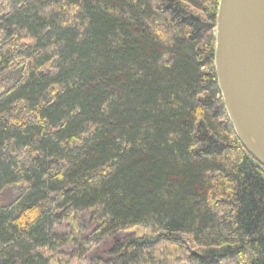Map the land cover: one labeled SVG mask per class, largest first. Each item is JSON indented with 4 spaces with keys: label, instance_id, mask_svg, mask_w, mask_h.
I'll return each instance as SVG.
<instances>
[{
    "label": "trees",
    "instance_id": "obj_1",
    "mask_svg": "<svg viewBox=\"0 0 264 264\" xmlns=\"http://www.w3.org/2000/svg\"><path fill=\"white\" fill-rule=\"evenodd\" d=\"M218 3L0 0V264H264Z\"/></svg>",
    "mask_w": 264,
    "mask_h": 264
},
{
    "label": "water",
    "instance_id": "obj_2",
    "mask_svg": "<svg viewBox=\"0 0 264 264\" xmlns=\"http://www.w3.org/2000/svg\"><path fill=\"white\" fill-rule=\"evenodd\" d=\"M214 67L231 126L264 166V0H219Z\"/></svg>",
    "mask_w": 264,
    "mask_h": 264
}]
</instances>
